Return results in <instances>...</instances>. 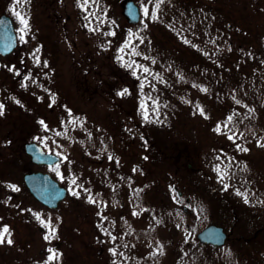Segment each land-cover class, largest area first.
<instances>
[{"label":"rangeland","instance_id":"rangeland-1","mask_svg":"<svg viewBox=\"0 0 264 264\" xmlns=\"http://www.w3.org/2000/svg\"><path fill=\"white\" fill-rule=\"evenodd\" d=\"M99 1L89 0L83 8V0H0V13L11 17L18 38L15 49L0 56V155H6L0 164L1 168L10 167L0 173V190L5 184V191L17 194L8 200L12 205L25 204L38 214L30 196L22 193L18 197L21 192L15 184H21L23 172H48L67 189L55 209H43L42 220L33 218L27 208L23 218L9 219L7 211L0 214L4 220L0 231L5 226L12 231L0 243V264H103L110 239L97 232L105 214L98 208L108 207L109 213L111 207L104 206V200L115 199L110 195L120 189L119 177L130 178V189L140 191L143 200L129 204L130 208L125 201L118 210L140 229L153 224V237L134 240V256L140 264H184L197 251L213 262L222 258L220 264H229L228 259L234 264L244 260L246 264H264V206L243 203L244 182L238 190L244 195L237 196L235 202L240 220L226 243L213 249L192 242L196 239L192 230L208 223L222 225L226 232L233 226L229 197L237 193L232 191L233 183L221 191L216 183L217 178L222 184L227 182L232 162L250 167L252 172L259 170L261 178L257 176L254 185L264 192L262 122H244L245 127H240L232 111L249 106L209 96L206 84L176 89V93L187 94L185 99L177 106L164 105L160 101L164 92L152 79L173 74L164 64L172 49L159 35L152 39L153 51L149 41L139 38L142 29L156 19V0H133L141 13L134 24L126 22L121 12L123 0H101L109 5L104 9ZM184 2H205L209 9L218 10L219 23L234 43L258 46L264 38V0ZM17 12L27 20L26 29ZM184 23L183 32L179 23L168 25L179 29L184 35L180 37L193 45H210L198 31L192 33V25ZM237 28H241L239 33ZM134 33H139L138 38H133ZM230 55L214 57V61L218 64ZM241 65L249 70L247 63ZM198 99L207 103L205 107L194 104ZM24 141H36L59 155L55 169L32 164L22 153ZM152 144L158 149L152 150ZM124 188L121 198L128 194L129 187ZM174 189L181 191V197ZM238 227L241 232L235 233ZM240 233L251 238L246 242L232 239ZM53 252L57 259L49 261ZM250 256L256 262L248 260Z\"/></svg>","mask_w":264,"mask_h":264},{"label":"trees","instance_id":"trees-1","mask_svg":"<svg viewBox=\"0 0 264 264\" xmlns=\"http://www.w3.org/2000/svg\"><path fill=\"white\" fill-rule=\"evenodd\" d=\"M100 1L99 3L101 5L99 6H101V9L109 6H106L102 1ZM173 1L174 0H156L155 6L159 4V8L157 9V14L155 16L156 19L150 22L147 27L142 29L139 36L140 39L142 38L144 41H149L148 47L152 51L154 50V47L151 44L153 42L152 39H155L157 35L169 44L168 48L172 49L171 56L166 58L164 64L170 70L169 72H172L173 74H163V76L159 74V78L152 79L153 85L156 86V88H161L164 92V95H161L160 101L164 103V105L177 106V103L179 101H183L187 94H183L181 92L176 93V89H184L186 86L194 87L199 84H206L207 88L210 89L220 88L221 92L219 97L221 98L228 97L229 99L232 98L233 102L246 104L248 102L249 104H252V106L243 111L239 109L235 112L232 111L233 117H235L234 121L240 127H245V125L238 123L237 121H244L245 123L247 120L258 122L262 121L263 125H261L264 130V38L258 46L248 45L249 47H246L241 43H234L232 36H230L227 32H224L219 23L220 19H218V10L209 9L205 2L202 5L201 3L196 2L197 0H189L195 1V5L185 2L182 3L183 0ZM172 21L173 23L180 24L179 28L181 32H183V22L189 26L192 25L193 28H195L192 33L198 31L201 34V37L206 40L205 42H209L210 45L198 47L191 44L190 40L181 38L179 29L168 25V23H171ZM148 29L152 33H150ZM172 31L176 35H174ZM240 31L241 28L236 29V32L239 33ZM126 32L127 31L125 30L123 31L124 34H127ZM136 34L137 33L133 34V38ZM138 35H136L135 38H138ZM174 36H178V41L173 40ZM139 41L140 40H138V42ZM134 44L138 45V43ZM156 48L157 46H155V49ZM161 53L164 55L162 50ZM227 54H231L230 58L224 59L218 64L214 61V57H222L221 59H223V57H226ZM257 59L259 60V66L255 64L257 63ZM244 62L250 65L248 67L249 72L246 71L245 66L241 65ZM177 95L181 97L174 99ZM209 96L213 97L214 94L209 93ZM194 104L196 106L200 105L205 107L207 103L198 99L194 100ZM171 111H173V109ZM234 126L237 125L234 124ZM145 137L147 138L150 136L145 135ZM105 144L113 146L111 141H106ZM154 147L158 149L156 144ZM198 211L199 213H202L200 208H198ZM197 230L198 228L192 230V233ZM146 234L144 233V230H139L140 237H145ZM190 235H192L191 232ZM190 235H187V240ZM192 242L197 244L199 243L197 239L192 240ZM211 248L215 249V247ZM202 253L203 252L200 251L194 252L192 254L194 256L189 258L187 262H184V264H220L223 261L221 258L220 261L216 260L213 262L210 257H206ZM223 254H225V252L222 253V255ZM183 257H181V259ZM249 259L256 262V260L251 256L248 260ZM228 262L229 264H234L233 259H228ZM262 262H264V260ZM243 264H246V260H244Z\"/></svg>","mask_w":264,"mask_h":264},{"label":"flooded vegetation","instance_id":"flooded-vegetation-1","mask_svg":"<svg viewBox=\"0 0 264 264\" xmlns=\"http://www.w3.org/2000/svg\"><path fill=\"white\" fill-rule=\"evenodd\" d=\"M4 14H6L5 12H2ZM1 14V13H0ZM0 56H6L0 53ZM209 93L215 94L217 96L218 99H220L221 97H219V94L221 92L220 88H207L206 90ZM211 91V92H210ZM214 97V96H213ZM226 99H229L228 97H225ZM232 99V98H231ZM233 100V99H232ZM228 101V100H227ZM236 103V102H235ZM238 103V102H237ZM239 104H246V103H239ZM247 105L250 107L252 106V104H249L247 102ZM249 107H245V109L249 108ZM240 110V109H239ZM243 111V110H242ZM238 123H243L237 121ZM247 122H253L251 120H247ZM258 122V121H257ZM262 122V121H261ZM262 123H260L261 125ZM29 141H24L23 145H22V153L29 159V161L36 165V166H48L50 168L55 169L53 166L55 164H43V163H35L31 161V157L28 155V153L25 151L24 149V145L25 143H27ZM32 142H36V141H32ZM38 143V142H36ZM39 144V143H38ZM41 145V144H39ZM150 145V144H149ZM41 147L43 148V146L41 145ZM155 147L152 144L151 145V149L153 150ZM44 149V148H43ZM156 149V148H155ZM45 150V149H44ZM47 152H51L48 150H45ZM17 156L19 155L18 153H16ZM4 157H6V155L1 156L0 155V160H2ZM11 157V154H9L7 156ZM6 158V159H7ZM237 158V156H236ZM4 163V162H3ZM239 163V162H238ZM237 163V164H238ZM244 163V162H243ZM6 164V163H5ZM240 164V163H239ZM2 163L0 164V173L5 172L6 170H10V167L6 166V168H1ZM41 171L40 169H35V170H29V171H25L22 173L21 176V184H15L18 185V187L20 188V192L21 194L18 195V197H21L22 193L24 194V196L27 197L30 196L31 199L36 203V205L38 206L36 208L37 211H39V213H35L34 211H32L30 208L25 207V204L20 203L19 205L15 204L12 205L11 202H9L8 200H10L12 197H16L17 194L11 192L10 190L5 191V187L6 185L3 184L2 189L0 190V214H2L4 211L8 212V218L10 219L12 216L20 217L23 218L25 217V213L27 212L26 208L29 210V212L31 213L32 217H39L38 219L42 220V216H43V209H55L52 207H49L48 205L44 204L42 201H40L39 199H37L29 190L28 186L26 185V183L24 182L23 179V175L28 173V172H38ZM233 171H235L233 173ZM259 170H255V172H252L251 168H246V166H244L243 164H240V166H235V163L232 162V167H231V176H228L227 178V182H225V184H222L221 180H219V178H217V189L218 191H221V189H229V187H232L231 184L233 183V188L232 191L235 193H238V190L240 188L241 183L245 185L246 188V197H247V201L250 202L251 206L253 207H257V206H264V192H261L262 190L259 189V186L254 185V180L258 177L261 178V173L258 172ZM221 172L219 171V173H217V176L220 177ZM3 178L0 176V179ZM230 178L232 180V182L230 181ZM121 180V181H120ZM251 181V183H248ZM2 181V180H0ZM120 183L118 182V185L120 187V189L115 188L114 194L112 192V195H110L111 197H114L115 199H112L110 201L108 200H104L105 205L104 206H109L111 207L108 211L109 213H107V208L106 207H99L98 210L100 211L99 213H105L103 215V223H99L98 225V229L97 232L100 234L101 232L105 234V237L109 236V244L107 245L106 249L108 251V254L106 253L105 258L104 256L103 258V264H126L125 262H130L131 264H140V260L139 257L134 256V248L133 246L135 245V241L138 242V240H140L139 236V230H144V233L146 234V238H151L153 237V232L152 230H150V228H152L153 224L148 225L146 228L144 229H140L138 227H136L134 225V223L132 222V219L126 215V213H124V211H120L118 210V206H120V208L125 206V201L128 204L129 208L130 205L133 206L135 205L136 202H141L143 199L139 198L140 197V191H136L133 189H130V187L133 186L131 179L130 178H121L119 177ZM125 181H129L127 182V184H125ZM257 184V182L255 183ZM124 185L127 186V188L129 187L128 190V194L125 195V197L121 198V196H123L124 194H122V192H124L125 188ZM227 186V187H226ZM175 187V186H173ZM176 191V196L181 197L182 193L179 189H174ZM97 195V194H96ZM96 195H93L92 197H96ZM107 197V195H105ZM237 196L238 198H240V196L242 197V195H236L235 197L230 196L229 197V206L230 209H232L233 212V217H234V222H233V226L228 230L229 232V237L232 236L233 231L236 230V224L237 222L239 223L240 218L238 217V214H236V203L237 202ZM102 197V196H101ZM188 198L186 197L185 202L187 203ZM117 201H119V203H117ZM130 202V203H129ZM244 204H248L245 202V199L243 201ZM3 204V205H1ZM130 204V205H129ZM241 205V204H240ZM103 209V210H102ZM13 210V211H12ZM184 212L185 209H182ZM133 213V212H132ZM134 214V213H133ZM8 220V219H6ZM1 222H3L4 220H0ZM97 220L94 221V224L97 225ZM96 222V223H95ZM241 227H238L239 230H237L235 233H239L241 232L240 229ZM146 230V231H145ZM12 231H9V236L12 235L11 233ZM148 235V236H147ZM144 237V238H145ZM251 237L250 236H246V238H244L243 233L239 235V237H234L232 239H235V241L237 242L238 240L240 241L241 239L245 240H249ZM135 240V241H134ZM246 242V241H245ZM137 245V244H136ZM57 248V247H54ZM52 251H54V249H52ZM100 252H102L100 250ZM151 252H149L150 254ZM151 257H153V263L155 261V255L153 254ZM106 260V262H105ZM49 264V263H48Z\"/></svg>","mask_w":264,"mask_h":264},{"label":"water","instance_id":"water-1","mask_svg":"<svg viewBox=\"0 0 264 264\" xmlns=\"http://www.w3.org/2000/svg\"><path fill=\"white\" fill-rule=\"evenodd\" d=\"M122 14L129 23H136L140 18L138 5L133 0H123L121 3ZM17 44V36L12 20L7 15H0V53H10ZM25 151L35 163L53 164L59 160V156L45 152L36 142H27L24 145ZM24 182L30 192L44 204L55 207L66 195V188L53 179L46 172H28L23 175ZM197 239L203 244L214 246L222 245L227 237L223 226L208 224L197 234Z\"/></svg>","mask_w":264,"mask_h":264},{"label":"snow or ice","instance_id":"snow-or-ice-1","mask_svg":"<svg viewBox=\"0 0 264 264\" xmlns=\"http://www.w3.org/2000/svg\"><path fill=\"white\" fill-rule=\"evenodd\" d=\"M16 2L17 3H19V0H16ZM88 3H89V0H83V3L80 5L81 7H83V8H87V5H88ZM156 7L157 8H159V4H157L156 5ZM148 14V10L147 9H145V15H147ZM16 15L21 19V22H22V24L24 25V28L26 29L27 27H28V22H27V20H25L22 16H20V13L19 12H17L16 13ZM154 15V14H153ZM111 35H114V33H110ZM24 39V37L23 36H21V40H23ZM120 51H123V48L120 50ZM121 59H122V57H121ZM129 67H131V65H128ZM145 72H147L148 71V69L147 68H144L143 69ZM127 92V89H125L124 90V92H122V93H120L121 95H123V94H125ZM2 109H3V105H0V114H2ZM202 111V110H201ZM229 120H231V117H229ZM41 123H43V121H41ZM217 131H219V128L217 129ZM231 138V137H230ZM244 151H247V149H243ZM110 159H111V157H109ZM73 183H75V181H73ZM14 187V186H13ZM227 187V186H226ZM14 190H18V189H15L14 188ZM238 195H244V194H242V193H237ZM245 202L247 203L248 201H247V197H246V195H245ZM135 214V213H134ZM39 218V217H38ZM43 223V222H42ZM9 232V229L7 228V226H5L4 228H3V230L2 231H0V243H4L5 242V234L6 233H8ZM52 232L54 233V229L52 230ZM45 239H49V237L48 236H45ZM7 243H9V244H11L12 243V241L10 240V239H8L7 240ZM160 251H162V248L161 249H159ZM50 252H51V250H50ZM55 259H57V254L56 253H52L51 255H49V257H48V260L49 261H52V260H55Z\"/></svg>","mask_w":264,"mask_h":264}]
</instances>
